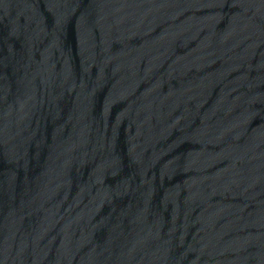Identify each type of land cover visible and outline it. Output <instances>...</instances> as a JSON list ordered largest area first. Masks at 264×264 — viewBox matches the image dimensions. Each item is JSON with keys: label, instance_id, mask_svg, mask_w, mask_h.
I'll list each match as a JSON object with an SVG mask.
<instances>
[{"label": "water", "instance_id": "obj_1", "mask_svg": "<svg viewBox=\"0 0 264 264\" xmlns=\"http://www.w3.org/2000/svg\"><path fill=\"white\" fill-rule=\"evenodd\" d=\"M0 264H264V0H0Z\"/></svg>", "mask_w": 264, "mask_h": 264}]
</instances>
